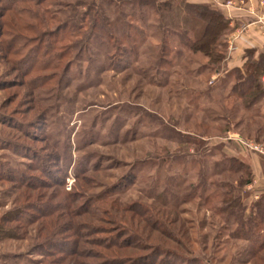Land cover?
I'll return each mask as SVG.
<instances>
[{
  "label": "rangeland",
  "instance_id": "rangeland-1",
  "mask_svg": "<svg viewBox=\"0 0 264 264\" xmlns=\"http://www.w3.org/2000/svg\"><path fill=\"white\" fill-rule=\"evenodd\" d=\"M91 1L25 0L9 10L0 0V264H264V252L254 257L252 244L234 237L237 227L199 200L178 213L151 199L159 183L170 186L167 177L184 169L187 184L195 185L200 157L210 172L214 162L231 156H255L264 165V153L250 146L264 147L257 124H250L249 136L246 122L233 126L244 112L232 115L226 106L233 102L218 103L234 78L226 67L203 69L197 79L183 78L194 93L182 82L158 88L131 68L120 72L124 62L100 72L105 58L92 46L47 68L40 39L72 15L89 23L102 3L90 10ZM127 1L147 0H117L114 7L131 11ZM159 1L178 6L185 0ZM187 1L225 13L250 0ZM258 1L263 14L264 0ZM231 27L227 58L237 49L231 36L243 29L233 19ZM174 39L175 51L180 42ZM190 57L194 72L208 61ZM174 71L167 73L172 82ZM191 94L198 98L189 104ZM227 122L232 130L221 131ZM179 130L192 143L174 157L177 146L164 137ZM163 159L173 164L159 175L155 165ZM255 179L244 193L248 208L264 192Z\"/></svg>",
  "mask_w": 264,
  "mask_h": 264
},
{
  "label": "trees",
  "instance_id": "trees-1",
  "mask_svg": "<svg viewBox=\"0 0 264 264\" xmlns=\"http://www.w3.org/2000/svg\"><path fill=\"white\" fill-rule=\"evenodd\" d=\"M6 1L8 0H1V3L3 2L9 10H14L15 5L25 0H16L15 3L11 1L14 4L8 5ZM98 1L102 3H98L97 15L90 17L89 23L86 24L82 16L72 15L70 21H59L57 28L40 39V48L44 49L49 60L47 68L57 69L60 60L69 56L71 52L73 54L78 47L83 51L92 46L100 48L99 55L105 58L100 63V72L110 70L112 63L124 62L120 72L131 68L141 77L145 75L148 84H156L158 88H167L182 82L183 90L189 93L192 91L194 93L195 90L188 87L187 81L183 78L197 79L203 75V69L212 73H220L225 69L227 38L234 28L231 27L232 19L220 8L206 3H190L187 0L182 1L178 6L172 1H127L125 3L131 6V11L128 12L114 7V1L117 0H95L87 6L90 10L95 9ZM103 1H106V4ZM85 29L88 31L85 32ZM172 38L180 42V46L175 51ZM93 39L94 43H92ZM145 45L146 50L141 51ZM191 54H201L208 60L197 72L190 68V65L196 62L190 57ZM143 57L147 58L144 63ZM136 63L138 64L135 65ZM138 67L143 68L138 69ZM170 68L178 73V77L173 82L169 78L172 73L167 75ZM163 70L167 75L164 78L161 77ZM145 71L146 73H143ZM227 72L234 78L232 87L226 96L218 100V103L233 102L232 106H226V111L231 112L232 115L243 111L246 115L239 119L240 122L235 121L233 126L246 122L245 130L250 136L253 133L250 124H257L256 137L264 140L262 106L264 105V52L258 53L256 49H247L243 66ZM152 77L159 79L154 82ZM210 91L211 89H208L207 93ZM192 97L194 96L191 94L188 98L189 104L198 98ZM178 98H181L180 95ZM221 129V131L232 130L228 122ZM175 133L179 136L164 138L167 143L177 146L178 153L174 157H178V154L182 156V148L192 142L183 139L185 137L183 131L179 130ZM171 161L163 159L161 163L155 165L158 167L157 173L162 175L161 171L165 172L166 167L173 164ZM213 165V170L210 172L206 159L200 157L194 165L198 166V179L195 185L187 184L188 179L184 169L175 177H167L171 181L170 186L162 187L159 183L151 199L161 209L178 213H182L179 206L199 200L202 206L207 207L222 222L237 227L233 232L234 237L249 241L252 244L253 255L256 257L264 252V192L248 208L244 203V193L246 186L252 184L254 179L250 164L236 156H231L218 160Z\"/></svg>",
  "mask_w": 264,
  "mask_h": 264
},
{
  "label": "crops",
  "instance_id": "crops-1",
  "mask_svg": "<svg viewBox=\"0 0 264 264\" xmlns=\"http://www.w3.org/2000/svg\"><path fill=\"white\" fill-rule=\"evenodd\" d=\"M193 2H198L194 0ZM258 0H250L245 7H226V15L242 24V30L231 36L237 49L230 53L226 60L227 70L242 67L244 54L247 49H256L258 53L264 52V12ZM242 160L250 164L255 174V187H264V165L255 156H243ZM264 161V160H263ZM264 163V162H263Z\"/></svg>",
  "mask_w": 264,
  "mask_h": 264
},
{
  "label": "built area",
  "instance_id": "built-area-1",
  "mask_svg": "<svg viewBox=\"0 0 264 264\" xmlns=\"http://www.w3.org/2000/svg\"><path fill=\"white\" fill-rule=\"evenodd\" d=\"M264 80V79H263ZM251 147H252V149L254 148V149H260V151L262 152V153H264V147H259V146H255V145H250Z\"/></svg>",
  "mask_w": 264,
  "mask_h": 264
}]
</instances>
